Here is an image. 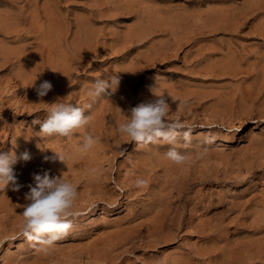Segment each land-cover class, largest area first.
I'll use <instances>...</instances> for the list:
<instances>
[{
	"label": "rangeland",
	"instance_id": "1",
	"mask_svg": "<svg viewBox=\"0 0 264 264\" xmlns=\"http://www.w3.org/2000/svg\"><path fill=\"white\" fill-rule=\"evenodd\" d=\"M116 74L118 90L85 110L89 125L38 137L49 104L84 106ZM155 85L168 119L192 129L189 147L176 145L192 157L183 165L169 145L138 148L116 130ZM86 132L98 143L81 152ZM12 151L32 159L14 166L20 190L0 192V264H264V0H0V153ZM44 172L79 194L72 228L47 252L20 231Z\"/></svg>",
	"mask_w": 264,
	"mask_h": 264
},
{
	"label": "clouds",
	"instance_id": "2",
	"mask_svg": "<svg viewBox=\"0 0 264 264\" xmlns=\"http://www.w3.org/2000/svg\"><path fill=\"white\" fill-rule=\"evenodd\" d=\"M35 82L32 86H34ZM120 85V75H112L108 79H97L87 91L88 102L84 106H78L71 102H62L58 98L55 103L49 104L46 119L33 120V124L40 125L38 137L41 140L54 137H70L78 130L89 125L92 110L95 104L103 98H109ZM53 88L49 81H43L35 87L39 98L48 94ZM155 97L153 101L140 103L132 107L126 113L124 122L117 126L118 134L128 138V141L139 147L148 145L167 144L166 158L176 165H183L192 157L182 153L176 147L183 139V148L187 149L191 143V128H186L180 120H169L171 106L167 96L158 92L157 85L150 88ZM88 110L90 115L85 116ZM122 111V110H121ZM98 143V138L91 133H84L81 137L80 151L88 152ZM41 152L51 149H43ZM54 155L44 156V160H59L66 164L67 157L64 153L51 150ZM202 154H197L195 159H200ZM32 159L28 151L19 155L15 151L0 153V192L9 187L13 191H19L22 185L17 182L14 166L20 162H29ZM33 183L28 185L29 191L25 193L26 203L22 206L23 220L21 222V234L38 251L47 252L56 245V242L64 239L73 226V219L79 214L75 212L74 204L78 199V190L64 178V173L59 176H50L48 172L43 175L33 174ZM148 180L137 178L135 186L144 188Z\"/></svg>",
	"mask_w": 264,
	"mask_h": 264
},
{
	"label": "bare ground",
	"instance_id": "3",
	"mask_svg": "<svg viewBox=\"0 0 264 264\" xmlns=\"http://www.w3.org/2000/svg\"><path fill=\"white\" fill-rule=\"evenodd\" d=\"M17 6H18V5H17ZM10 11H11V10H10ZM26 11H27V10H26ZM11 12H12V11H11ZM26 13H27V12H26ZM36 57H37V56H36ZM66 59H68V58H66ZM66 59H65V60H66ZM65 62H66V61H65ZM30 88H31V87H30ZM33 88H34V87H33ZM232 139H233V138H232ZM232 141H233V140H232ZM71 151H72V150H71ZM79 151H80V150H79ZM72 158H73V157H72ZM72 158H71V159H72ZM75 158H77V157H75ZM73 159H74V158H73ZM105 192H106V191H105ZM178 199H179V197H178ZM178 201H179V200H178ZM180 201H181V200H180ZM185 201H186V200H185ZM171 202H172V201H171ZM7 203H8V202H7ZM186 203H187V202H186ZM180 204H181V203H180ZM175 205H176V204H175ZM177 206H178V205H177ZM192 207H193V206H192ZM170 208H171V207H170ZM170 208H169V209H170ZM175 208H176V207H175ZM157 213H158V212H157ZM168 213H169V212H168ZM145 214H146V213H145ZM159 214H160V213H159ZM166 214H167V213H166ZM153 215H154V214H153ZM155 215H156V214H155ZM157 216H158V215H157ZM170 216H171V218H172V215H170ZM151 217H152V216H150V218H151ZM150 218H149V219H150ZM153 218H154V217H153ZM169 218H170V217H169ZM131 219H132V218H131ZM147 219H148V218H147ZM147 219H146V220H147ZM151 220H152V219H151ZM149 221H150V220H149ZM170 221H172V219H170L169 222H170ZM128 222H129V221H128ZM144 222H145V221H144ZM164 222H165V221H164ZM167 222H168V221H167ZM126 223H127V222H126ZM169 224H170V223H169ZM127 225H128V224H127ZM143 226H144V225H143ZM140 227H142V226H140ZM140 227H139L138 229H140ZM168 227H169V225H168ZM142 229H143V231H144V228H142ZM156 229H157V231H159L158 229H161V228H156ZM157 231H156V232H157ZM165 231H166V230H165ZM183 231H184V230H183ZM121 233H122V232H121ZM134 233H135V232H134ZM136 233H138V232H136ZM151 233H152V232H151ZM154 233H155V232H154ZM143 234H144V233H143ZM160 234H161V232H160ZM126 235H127V234H126ZM128 235H129V234H128ZM128 235H127V236H128ZM136 235H137V234H136ZM150 236H151V235H150ZM142 237H143V236L140 235V239H141ZM126 238H127V237H126ZM130 238H131V237H130ZM130 238H129V240H130ZM136 238H138V237H136ZM136 238H135V239H136ZM142 239H143V238H142ZM116 240H117V239H116ZM121 240H122V239H121ZM133 240H134V239H133ZM146 240H147V239H146ZM158 240H159V239H158ZM131 241H132V240H131ZM159 241H160V240H159ZM119 242H120V241H119ZM152 242H153V241H152ZM144 243H146V241H145ZM149 243H150V242H148V244H149ZM146 244H147V243H146ZM148 244H147L146 246H148ZM153 244H154V243H153ZM164 244H165V243H164ZM116 245H117V244H116ZM149 245H150V244H149ZM114 246H115V243H114V245H113V248H114ZM134 246H135V245H134ZM151 246H152V244H151ZM156 246H158V245H156ZM153 247H154V246H153ZM133 248H134V247H133ZM205 254H206V253H205ZM117 256H118V255H117ZM104 257H105V256H104ZM107 257H108V256H107ZM105 258H106V257H105ZM69 261H70V260H69Z\"/></svg>",
	"mask_w": 264,
	"mask_h": 264
}]
</instances>
